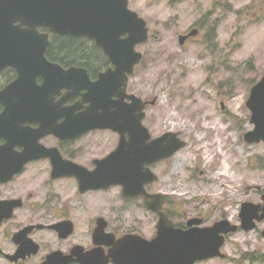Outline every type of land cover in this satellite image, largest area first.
<instances>
[{
  "label": "water",
  "instance_id": "1",
  "mask_svg": "<svg viewBox=\"0 0 264 264\" xmlns=\"http://www.w3.org/2000/svg\"><path fill=\"white\" fill-rule=\"evenodd\" d=\"M49 33L93 39L113 67L90 80L84 68H62L50 62L45 56ZM197 34L198 29L193 28L179 34L177 41L182 45ZM147 37L146 21L128 7V0H0V70L10 67L16 71L15 79L0 89V102L5 107L0 114V138L5 139L0 145V180L11 178L28 160L24 152L20 159L11 157L12 130L16 125L9 117L12 107L46 106L51 98L49 90L65 88L67 100L83 89L81 99L64 110V122L55 134L72 138L89 130L110 129L119 138L108 155L94 161L92 170L73 164L67 174L77 179L80 192L119 185L123 196L142 195L144 205L159 214L158 232L152 240L137 235L120 239L124 264H192L222 257L219 232L235 231L236 226L225 228L226 221H218L187 231L172 228L160 211L163 194H149L144 188L157 179L150 165L170 157L185 145L170 131L151 137L142 123L146 101L126 91L129 75L142 58L136 46ZM38 76L42 78L41 84L36 83ZM82 106L85 108L76 112ZM246 106L253 128L243 138L248 143L264 142V69L250 87ZM58 160H52L55 169ZM262 200L256 205L242 203L239 214L242 228L248 230L255 219L264 218V194ZM3 214L4 209L0 208V217ZM191 222L198 224L200 219Z\"/></svg>",
  "mask_w": 264,
  "mask_h": 264
},
{
  "label": "rangeland",
  "instance_id": "2",
  "mask_svg": "<svg viewBox=\"0 0 264 264\" xmlns=\"http://www.w3.org/2000/svg\"><path fill=\"white\" fill-rule=\"evenodd\" d=\"M128 7L148 29L147 40L136 46L142 59L129 76L128 92L146 101L142 123L151 137L170 131L185 142L150 165L157 175L151 186L179 208L213 214L209 221L220 211L234 214V201L254 197L245 187H264V142L243 138L253 128L249 90L264 69V0H128ZM193 28L198 34L180 45L178 35ZM117 141L110 130L89 134L78 142V161L106 153V142L114 147ZM225 173L230 177H220ZM110 191L116 188L82 196V216L94 208L104 214ZM230 241L244 250L252 237ZM256 257L254 263L235 264H264L263 256Z\"/></svg>",
  "mask_w": 264,
  "mask_h": 264
},
{
  "label": "flooded vegetation",
  "instance_id": "3",
  "mask_svg": "<svg viewBox=\"0 0 264 264\" xmlns=\"http://www.w3.org/2000/svg\"><path fill=\"white\" fill-rule=\"evenodd\" d=\"M81 46L91 49L88 52L90 56L83 64H65L62 59L48 57L47 50L45 55L50 62L62 68H84L89 79L96 80L99 73L112 65L93 40ZM1 75L5 76L4 82L0 83V89L15 79L16 71L6 67L0 70V77ZM36 83L41 84L42 78L38 76ZM82 92L83 89L79 94L65 100L66 89L57 88L47 91L51 98L46 106L12 107L9 117L16 125L12 130L14 154L11 157L20 159L24 152L28 160L11 178L0 180V208L6 214L0 217V264H124L120 256L123 254L119 242L121 238L137 235L150 241L157 235L159 214L144 205V196L125 197L119 185L80 192L77 179L67 174L73 164L92 170L95 167L94 161L104 158L115 147L106 142V153L88 154L86 163H81L78 161L79 140L96 131L107 129L89 130L72 138H62L55 134L54 131L58 133L59 126L64 122V110L79 101ZM84 106L76 112L83 110ZM4 110L5 107L0 102V114ZM4 143L5 139L0 138V145ZM53 159H59L57 169ZM115 188L116 191H110L106 197L104 214L98 213L94 208L87 217L82 216V196L92 192L101 195ZM144 188L149 194L162 193L151 184ZM263 188L260 185L245 187L254 197L244 200L238 198L233 202L238 204L234 214L220 211L212 221L209 219L213 214L193 213L179 208L165 193L160 211L166 215L172 228L180 231L211 226L218 221H226L225 228L237 227L235 231L219 232V236H222V257L198 260L192 264H235L240 260L243 263H254L256 254L264 257V218L255 219L252 228L247 230L241 227L239 214L244 202L254 205L263 203ZM94 204L92 201L88 208H93ZM260 213L259 210L258 214ZM233 215L235 218L232 219ZM192 219H200V222L190 224ZM237 235L251 236V248L241 250L234 245L230 240ZM257 242L262 245L259 249Z\"/></svg>",
  "mask_w": 264,
  "mask_h": 264
},
{
  "label": "trees",
  "instance_id": "4",
  "mask_svg": "<svg viewBox=\"0 0 264 264\" xmlns=\"http://www.w3.org/2000/svg\"><path fill=\"white\" fill-rule=\"evenodd\" d=\"M90 41L92 40L87 37L50 34V44L46 55L55 59H62L65 64H83L84 60L90 56L88 52L91 49L81 45Z\"/></svg>",
  "mask_w": 264,
  "mask_h": 264
},
{
  "label": "bare ground",
  "instance_id": "5",
  "mask_svg": "<svg viewBox=\"0 0 264 264\" xmlns=\"http://www.w3.org/2000/svg\"><path fill=\"white\" fill-rule=\"evenodd\" d=\"M221 151V150H220ZM219 152V151H217ZM227 160H230L228 157H226ZM230 169H231V165H230ZM230 173H225V174H221L220 177H230Z\"/></svg>",
  "mask_w": 264,
  "mask_h": 264
}]
</instances>
